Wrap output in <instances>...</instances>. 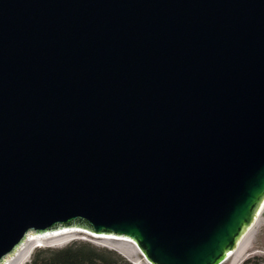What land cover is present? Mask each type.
I'll use <instances>...</instances> for the list:
<instances>
[{"label": "water", "instance_id": "1", "mask_svg": "<svg viewBox=\"0 0 264 264\" xmlns=\"http://www.w3.org/2000/svg\"><path fill=\"white\" fill-rule=\"evenodd\" d=\"M264 201V0H0V261L29 231L221 264Z\"/></svg>", "mask_w": 264, "mask_h": 264}, {"label": "bare ground", "instance_id": "2", "mask_svg": "<svg viewBox=\"0 0 264 264\" xmlns=\"http://www.w3.org/2000/svg\"><path fill=\"white\" fill-rule=\"evenodd\" d=\"M263 210H264V201L252 225L244 233V235L238 242L235 249L226 256L225 260L222 263H224L225 261L229 259H231L230 264L237 263V261L239 260V258L242 256L243 252L246 250V248L249 245L250 237L252 233L254 232V228L259 223V216ZM72 232H82V233L88 234L95 238L104 239L106 242V245L108 244L107 246H110L111 248H114L115 250L119 251L122 255H124L128 259L132 258L133 253L129 254L123 249L124 248L123 245H125L126 242L131 243L132 246L134 247V250L142 254V252L137 247L136 243L129 237H125L121 235H105V234L91 235L84 231H79V230H74V229H69V228H59V229L47 230V231H44L43 233L35 232V231L27 232L25 236L22 238V240L20 241V243L14 248V250L6 254L1 259L0 264H24L30 259L35 246H39L49 240H53L57 238H64L70 235ZM116 243H118V245ZM20 249H23V251L18 252V250ZM146 263L150 264V262L147 259H146Z\"/></svg>", "mask_w": 264, "mask_h": 264}, {"label": "rangeland", "instance_id": "3", "mask_svg": "<svg viewBox=\"0 0 264 264\" xmlns=\"http://www.w3.org/2000/svg\"><path fill=\"white\" fill-rule=\"evenodd\" d=\"M84 241L88 242L96 247L104 248L107 250H111L115 252L116 254L120 255L124 260H126L129 264H148L146 263V259L143 256V254L139 253L138 251L134 250V247L131 243H125L124 250L132 254L133 256L131 259L126 258L124 255H122L119 251L115 250L114 248H111L110 246L106 245V242L104 239L101 238H95L88 234L82 233V232H72L70 235L64 237V238H57L53 240H49L44 242L43 244L39 246H35L33 249H40V248H62L67 246L73 241ZM118 245V243H116ZM14 250V249H13ZM22 252L23 249L18 250V252ZM17 253V252H16ZM264 258V210L260 213L259 216V223L254 228V232L252 233L250 237V242L246 250L243 252L242 256L239 258L236 264H262V259ZM230 260L225 261L221 264H230Z\"/></svg>", "mask_w": 264, "mask_h": 264}, {"label": "trees", "instance_id": "4", "mask_svg": "<svg viewBox=\"0 0 264 264\" xmlns=\"http://www.w3.org/2000/svg\"><path fill=\"white\" fill-rule=\"evenodd\" d=\"M264 264V258L261 260ZM24 264H129L111 250L96 247L88 242L73 241L62 248L34 250Z\"/></svg>", "mask_w": 264, "mask_h": 264}]
</instances>
